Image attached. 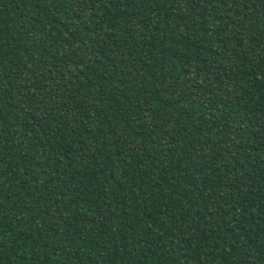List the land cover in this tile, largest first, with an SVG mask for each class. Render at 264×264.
<instances>
[{"label": "trees", "instance_id": "trees-1", "mask_svg": "<svg viewBox=\"0 0 264 264\" xmlns=\"http://www.w3.org/2000/svg\"><path fill=\"white\" fill-rule=\"evenodd\" d=\"M0 264H264V0H0Z\"/></svg>", "mask_w": 264, "mask_h": 264}]
</instances>
